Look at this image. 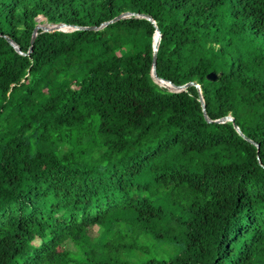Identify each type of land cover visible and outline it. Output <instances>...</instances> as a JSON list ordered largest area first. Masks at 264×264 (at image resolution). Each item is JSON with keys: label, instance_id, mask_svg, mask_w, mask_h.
<instances>
[{"label": "trees", "instance_id": "1", "mask_svg": "<svg viewBox=\"0 0 264 264\" xmlns=\"http://www.w3.org/2000/svg\"><path fill=\"white\" fill-rule=\"evenodd\" d=\"M0 264H264V0H0Z\"/></svg>", "mask_w": 264, "mask_h": 264}, {"label": "water", "instance_id": "2", "mask_svg": "<svg viewBox=\"0 0 264 264\" xmlns=\"http://www.w3.org/2000/svg\"><path fill=\"white\" fill-rule=\"evenodd\" d=\"M133 14L131 13H124L120 16H118L117 18H115L114 20L110 21V22H106L104 24H102L101 27H91V28H82V27H78V26H69L67 24H58V25H43L41 24V22L36 26L35 30H34V33H33V38H32V47H31V50L29 53H32L33 51V46L35 44V41H36V38L38 36V32L40 30L44 31V32H56V31H64V32H69V31H75V30H82V29H89V30H99V29H103L105 27H107L108 25L110 24H113L115 22H118L120 20H123L125 18H128L129 16H131ZM145 18H147L148 20H150L151 22H153L156 26V23L153 21L152 17L150 16H145ZM157 27V26H156ZM161 39H162V33L161 31L157 28V31H156V34H155V40H154V59H153V70H152V76L154 78V80L168 88L171 92H182L184 90H186L187 88L191 87V86H194L196 87L198 90H199V94H200V102L203 106V111H204V115H205V118L208 122H212V120L208 117L207 115V110H206V103H205V99H204V96H203V92H202V89L201 87L196 83V82H190L186 85H183V86H176L174 83H172L171 81H168V80H164V79H161L158 77V74H157V53H158V50H159V46H160V42H161ZM7 40L10 42V44L15 48V50L21 54H23L21 48L10 38H7ZM222 75V74H221ZM220 75V76H221ZM219 75L215 74V73H212L208 76V79L211 80V81H216L219 77ZM217 123H225V122H235V119L234 117L232 116H228L226 118H223V119H220V120H217L215 121ZM235 129L242 135L244 136V134H242L240 128L238 127V125L235 124ZM248 139V138H247ZM249 140V139H248Z\"/></svg>", "mask_w": 264, "mask_h": 264}, {"label": "rangeland", "instance_id": "3", "mask_svg": "<svg viewBox=\"0 0 264 264\" xmlns=\"http://www.w3.org/2000/svg\"><path fill=\"white\" fill-rule=\"evenodd\" d=\"M38 20H39V22H41V24H42V22H44L45 25H47V23H46V19H44V18L42 19V17H40ZM43 25H44V24H43Z\"/></svg>", "mask_w": 264, "mask_h": 264}]
</instances>
